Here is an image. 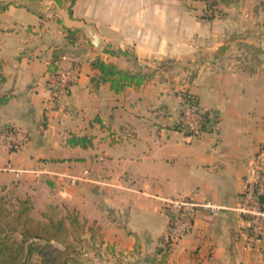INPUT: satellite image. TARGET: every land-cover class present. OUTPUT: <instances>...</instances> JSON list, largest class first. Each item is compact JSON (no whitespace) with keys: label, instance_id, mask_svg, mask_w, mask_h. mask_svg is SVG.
Instances as JSON below:
<instances>
[{"label":"crops","instance_id":"1","mask_svg":"<svg viewBox=\"0 0 264 264\" xmlns=\"http://www.w3.org/2000/svg\"><path fill=\"white\" fill-rule=\"evenodd\" d=\"M25 1L8 2L0 12ZM31 2L32 21L20 27L18 40L10 39L12 28H4L0 40V93L12 96L0 106V194L8 203L29 200L41 221L77 215L90 264H264L263 254L247 246L235 210L248 158L264 144V4L241 5L232 23L228 16L199 20L196 5L186 6L190 0H73L72 17L93 23L104 37L97 51L85 33L65 27L46 0ZM234 32L242 35L234 39ZM222 46L258 55L251 66L230 63L217 55ZM95 60L150 77L117 93ZM170 60L195 63L196 74L171 77L162 64ZM56 62L76 64L80 73L53 103ZM183 90L210 115L199 148L184 157L173 140ZM114 100L141 118L163 116L159 130L167 135H140L131 117L116 121L109 113ZM103 122L109 137L101 136ZM10 132L27 138L21 148L12 149ZM187 180L192 188L184 195L225 209L216 217L198 209L192 229L167 247L164 199L179 194Z\"/></svg>","mask_w":264,"mask_h":264},{"label":"built area","instance_id":"2","mask_svg":"<svg viewBox=\"0 0 264 264\" xmlns=\"http://www.w3.org/2000/svg\"><path fill=\"white\" fill-rule=\"evenodd\" d=\"M79 73L76 64L63 65L56 62L55 82L50 89V100L53 103H57L68 92ZM192 76L191 72L188 77ZM179 98V121L174 131H183V140L186 143L202 139L209 124V113L200 107L197 97L187 90L181 91ZM210 129L217 133V127L212 126ZM9 137L12 149L21 148L27 139L24 135L14 132H10ZM216 150L217 144L212 145L211 151ZM164 203L168 211L164 234V243L167 247L177 243L192 229L198 209H207L212 217L218 216L225 209V206L209 199L197 202L185 198H167L164 199ZM235 210L244 221L247 246L250 249H257L264 256V144L260 145L249 160L248 173L244 176V190L239 195ZM83 256H89L88 249L84 248Z\"/></svg>","mask_w":264,"mask_h":264},{"label":"trees","instance_id":"3","mask_svg":"<svg viewBox=\"0 0 264 264\" xmlns=\"http://www.w3.org/2000/svg\"><path fill=\"white\" fill-rule=\"evenodd\" d=\"M57 1L63 3L64 0ZM8 6L9 3L0 4V10ZM226 48L222 46L220 51ZM93 66L117 93L129 85L139 86L150 77L149 74L119 69L102 60H95ZM4 80L0 70V85ZM11 97L9 93H0V106L7 104ZM83 234L84 226L77 215L37 220L32 216L29 200H20L17 206H13L0 194V264H90L81 260ZM92 241L93 249L97 250L95 240Z\"/></svg>","mask_w":264,"mask_h":264},{"label":"rangeland","instance_id":"4","mask_svg":"<svg viewBox=\"0 0 264 264\" xmlns=\"http://www.w3.org/2000/svg\"><path fill=\"white\" fill-rule=\"evenodd\" d=\"M8 2H12L14 4H19V0H0V4H5ZM26 5L23 6H15L14 8L8 9L5 12H0V40L5 39L6 36H4V28H12L13 34L11 35L10 39L18 40L19 36L17 33L20 31V27L23 24H26L28 22L32 21L31 11L27 8V6L32 7L33 3L31 0L25 1ZM264 4V0H190L189 3L186 4L187 7L192 8L194 5H196V9L200 11L198 14L199 20H213V19H221L228 16L230 18V21L232 23H237L238 18V10L240 6H246L249 7L251 10L254 6H261ZM252 16V15H251ZM249 16L250 22L253 23L252 17ZM227 18V17H226ZM93 24V23H92ZM242 33L240 32H234L232 34V38L238 39L237 36H241ZM227 47L225 50L220 51L218 50L217 55H222L223 59L226 62L232 63L233 61L236 62L238 60L242 61L243 65L251 66L252 63L249 62L253 54L255 53V50H252L250 48H242V47H234L232 50H229L230 47ZM258 55V54H256ZM204 57V56H203ZM202 57H200L201 59ZM237 63V62H236ZM162 64H165L166 66L171 68V77H178L180 81L188 78V75L192 72L193 76L196 74L197 68L196 64L191 61H164ZM263 63H259V66L262 67ZM192 76V77H193ZM109 113L111 114V117H113L116 121H124L128 120L129 117L132 119V123L134 124V127L138 129V134L144 135V136H150L151 134L160 136V135H167V133L160 132L159 125L160 121L163 120V116L160 115H152L151 117H146L149 119H145V117L141 118L140 116L134 115L131 113L130 108L128 107V104L123 103V101L120 103L117 100L113 101V104L109 108ZM106 122V121H105ZM103 122L101 127V136L102 137H109L110 136V128L106 125V123ZM158 122V123H157ZM166 128V127H165ZM115 130L114 128H112ZM179 133V136L177 138H173V140H176L177 142L181 143L180 149L181 153L184 156H192L195 154V149L199 148L200 143L202 142V139L194 140L191 143H186L183 140L184 133L183 131L179 130L177 131ZM102 137L100 139H102ZM182 138V140H181ZM235 139V138H234ZM96 146V145H95ZM101 149L103 147H100ZM16 151V150H14ZM254 154L251 155V157ZM248 158L249 160L251 159ZM182 171H184L186 168H181ZM188 171V169L186 170ZM186 176V173H183ZM188 175V172H187ZM192 188V184L190 181L187 180V182L183 183L180 187V193L172 195L171 198H185V199H191L194 200L191 195H184L188 194L189 190ZM91 250V249H90ZM92 251H89V256L85 257L82 256L81 260L84 262L91 261Z\"/></svg>","mask_w":264,"mask_h":264},{"label":"water","instance_id":"5","mask_svg":"<svg viewBox=\"0 0 264 264\" xmlns=\"http://www.w3.org/2000/svg\"><path fill=\"white\" fill-rule=\"evenodd\" d=\"M48 6H53L56 9V15L63 22L64 26L71 31H81L85 33L92 46L97 51H101L104 45V37L100 33L98 27L92 23H87L83 20H77L72 17L71 7L73 0L61 8L57 0H46Z\"/></svg>","mask_w":264,"mask_h":264}]
</instances>
